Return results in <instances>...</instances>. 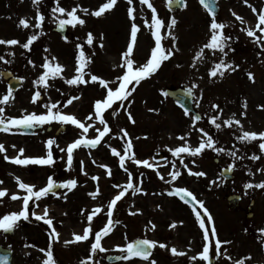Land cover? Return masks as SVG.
Listing matches in <instances>:
<instances>
[{"label": "rangeland", "instance_id": "obj_1", "mask_svg": "<svg viewBox=\"0 0 264 264\" xmlns=\"http://www.w3.org/2000/svg\"><path fill=\"white\" fill-rule=\"evenodd\" d=\"M261 1L249 0V4L254 7ZM76 2L81 8H88L89 13L85 14L78 9V13L81 14V18L86 20V23L76 27L68 25L71 28L68 30L67 40L53 31L58 24L51 14L54 0H41L39 8L45 15V21L42 25V34L33 42L31 50L24 49L20 45H0V56L5 58L0 60V71L10 70L23 82L22 89L13 94L14 98L9 101L8 111L12 117H21L26 112L43 113L46 111L45 104L57 101L60 102L58 107L62 111L75 114L82 121L93 112L94 101L106 94L99 83L78 86L66 83L67 79L76 74V56L79 51L76 47L77 44H82L86 56L91 57V63L85 72H91L109 80L122 74L123 69L114 68L113 65L121 63V54L126 50L130 40L132 21L127 13L129 8L127 0H120V13L114 8L102 17H92L90 14L98 7L90 9L88 4L91 3V0H77ZM152 2L157 9L158 16L165 20V24L172 17L177 19V25L173 32L178 38L179 51L175 52L168 61L163 62L161 68L151 78L142 81L137 86L136 92L130 97L133 101L130 111L135 119L134 124L128 119L127 113L123 109H120L118 115L113 117L111 112L118 108V103L113 105V109L105 112V119L112 129L105 136V141L96 150L82 148L74 155V164L71 169H68V174L69 179H77V187L73 193L67 192V199L55 196L61 201L55 202L57 208L52 214L53 216H50L57 226H61L59 231L62 234L59 233V238L50 240L49 229L42 225L44 222L36 220L32 215L33 221L21 219L18 226L15 227V235L12 239L4 237V231L0 230V243L11 248L15 263L25 261L27 264H43L46 255L40 249L47 250L49 243H52L53 255L57 264H81L82 260L87 264H108L105 262L107 255H123L117 246L123 247L138 239H151L156 240L158 244L153 249L149 260L132 257L120 264H150L152 259H155L157 264H208V261H203L198 256L204 242L202 229L199 228L193 210L181 206L176 199L168 197L169 190L185 187L191 192L194 191L197 199L205 202L214 222L216 221V230H219L220 240L231 242L222 244L220 256L215 255L214 246L210 249V258L214 259V264H235V261L247 257L250 258L245 259V264H264V233L259 231L264 229V189L253 187L244 192L245 184L255 185L264 181V170H261L264 169V152L259 149V140L251 143L237 141L235 137L242 134L238 126L233 125L229 128L223 124L224 120L235 113L236 118L241 120L244 130L264 131V108L260 107L264 105V62H262L264 61V49H261L253 42V38L248 37L241 30L244 27L254 28L257 14L248 10L251 7L244 4L243 0H218L220 15L217 20L229 25L224 31L233 37V51L229 52L226 59L234 61L240 67L235 72L227 71L223 78L210 77L209 70L213 66L214 60L219 61V53L213 56L211 51L206 49L204 60L197 61L195 68L191 66L195 53L210 37L211 18L200 7L198 0H187V7L176 13L167 9V0H152ZM60 4L70 10L75 6V1L60 0ZM132 7L136 10L134 13L135 23L141 26L133 58L137 63H143L154 46L152 30L144 23L145 20L150 23L151 9L142 5L140 0H133ZM233 11L242 16L247 23L241 24L236 20L232 15ZM59 15L57 13V16ZM35 16L36 7L32 0H0V38H15L23 44L30 35L41 33V29L38 28L25 29L23 26H18L19 19L28 18L30 23H34ZM90 25H100L99 32L103 28L104 33H107L102 50L98 48L96 39L91 46L86 42ZM166 32L167 28L165 27L162 29V35ZM96 33L98 34V31ZM257 35L261 34L257 32ZM162 44L171 47V38L162 40ZM45 57H48L49 60L56 57V62L64 66L61 76L49 79V87L46 91L42 85L35 83L39 75L45 71L41 67ZM29 60L34 62L35 67L28 63ZM248 71L254 73V82L249 80ZM86 79H88L87 76ZM193 84L198 85L192 90L194 91L195 106L203 117L202 122L195 125L192 124V116L185 115L164 94L168 88H177L182 85L191 88ZM5 85L6 83L0 78V91L3 93L7 91ZM37 90L41 91V97L33 103L31 98ZM74 95L80 96V99L73 101L67 108H63L67 99ZM245 100L247 101L246 109L243 108ZM212 104H218L223 112H214L211 108ZM149 109H158V111H149ZM242 112H246V115H241ZM217 114L220 115L218 123L222 125L219 130L209 120L210 116ZM47 125L52 127L51 134L43 135L42 132H38L34 137L26 139L20 138L13 128L6 134H11L14 138L9 142H2L5 145L6 154L9 157L16 156L18 150L23 148L25 149L24 156H45L46 141L49 139L47 137L55 139L56 143L53 147L60 151L61 148L66 149L70 142L79 138L82 132L75 125H62L58 121L45 124L44 128ZM62 126H65L66 131L57 136L56 133ZM96 127L102 128L103 126L97 121L94 127L89 129L88 138L97 135ZM201 127L208 131L214 140L218 141L216 146L223 147L225 152L216 153L211 149H205L196 157L184 154L185 163L194 172L203 171L206 173L203 177H196L188 174L187 169L180 165L179 158L173 157L168 149L180 146L183 142L178 137L189 132L191 135L187 137L188 142L193 147L198 146L201 133L197 129ZM121 129L126 130L129 137H123ZM137 137L139 139H136ZM128 138L133 140V150L137 158H147L153 162L151 158L155 157L154 163L160 167L148 169L135 165L131 160H126V167L133 173L134 184L142 187L144 191L133 195L129 190L125 197L117 202L113 220H119L120 223L116 224L113 231L102 239L101 243L106 251L98 250L92 254L91 243L94 241V232L99 231L106 224L107 205L120 190L114 185L125 184L128 180L127 173L119 167V159L112 154L111 148L114 147L122 152L123 145ZM228 150L236 151L237 156L241 159L234 161L233 157L227 155ZM159 154H164L168 160L160 164L158 162ZM253 154L261 158L250 159ZM4 155L5 153H0V176L3 177V184H0V188H7L9 191L8 195L0 198L2 199L0 217L12 211H19L21 199L11 200V193H19L21 197L25 193L18 188L15 177L18 176L24 182L34 185H37L36 182H38V167L13 164L10 160H5ZM58 159L64 162V155L58 154ZM93 160L96 163H93ZM172 160L176 161L181 176L171 184H166L159 178L157 171L166 180L170 179L168 173L173 170L170 163ZM193 160H195V164L192 163ZM215 160H218L219 164H215ZM81 161H83L84 170L88 173L87 176L81 172ZM3 163L6 164V167ZM100 164L107 165L112 171V176H108V169L99 167ZM233 164L235 179L227 182L222 179L220 169ZM249 169H251V173ZM33 171L34 174H32ZM40 172L42 175H47L46 169H42ZM61 172L65 171L61 170ZM141 172L144 173L143 177L139 175ZM93 175H98L99 181H93L91 179ZM97 184L100 194L93 199L89 193L96 189ZM66 191V189L61 191V195ZM231 194L242 196L241 207L244 212L228 210L226 198ZM252 199L255 200L256 207L253 210L254 219L251 221L247 219L246 214ZM51 202L54 203L52 200ZM97 206H101L103 210L93 218V234L90 235L88 241L74 242L73 233L82 234L88 224L87 213L93 211ZM82 209L85 210L84 214H81ZM137 209L140 211L137 212ZM131 212H136V214L132 215ZM150 221L156 225L155 229L151 227ZM173 221L177 222L175 228L170 227ZM181 221L183 223H180ZM206 226H208L207 221ZM64 227L69 230L65 232ZM46 236H49V240H46ZM66 241L70 243H65ZM159 243H164L167 247L161 248ZM172 247H176L185 255H173ZM90 255L92 259L88 260ZM193 256H197L195 261L191 259ZM229 256L231 259H228Z\"/></svg>", "mask_w": 264, "mask_h": 264}, {"label": "snow or ice", "instance_id": "obj_2", "mask_svg": "<svg viewBox=\"0 0 264 264\" xmlns=\"http://www.w3.org/2000/svg\"><path fill=\"white\" fill-rule=\"evenodd\" d=\"M243 2L244 4L252 8L253 13L257 14V21L255 23L254 28L244 27L241 30L244 31L248 37L253 38V42L259 45L261 49H264V9H261L258 12L255 7L249 4V0H243ZM32 3L36 7V16L34 18L35 22L30 23L28 18H21L19 19L18 26H23L25 29L29 27L38 28L41 29V33L30 35L27 38V41L23 44H21V42L15 38H0V45H20L24 49H28L29 51L31 50L33 42L38 39V36L40 34H42V25L45 21V15L41 13L39 8L41 0H32ZM117 3L118 0H105V2L98 7V9L92 11L90 14L95 17H101L106 12H110L111 10H113ZM127 3L129 5L127 13L130 20L132 21L130 27V40L127 43L126 50H124L121 54V63L118 65H113L114 68L118 67L123 69L121 75L116 76L113 80H109L103 78L100 75L92 74L91 72H85V69L91 63V57L86 56L84 46L82 44L76 45L77 49L79 50L78 55L76 56V74L71 78L67 79L66 83L68 85L76 86L81 84L86 85L89 83H99V86L105 90L106 94L102 98H98L94 101L93 112L90 113L84 121H82L81 119L77 118L75 114L66 113L62 111L58 107L60 102L57 101L54 103L45 104L44 107L46 111L40 114H37L36 112H26V114L21 117H6L4 116L5 108L3 106H0V131L7 133L12 131L13 128H33L38 125L42 126L45 124H50L53 121H58L62 125L71 124L77 126L79 129L82 130L79 138L69 143L66 149H60L61 152L66 151V166L68 169H71L73 166L74 150L80 148L81 146L94 149L101 143L104 137L112 131V129L109 127L108 121L105 119V112L109 109H113V105L118 103V108L114 109L111 112V115L113 117L118 115L120 109H123L127 113L128 119L133 124L135 123V119L133 118V115L130 111L131 105L133 103L130 97H132L133 94L136 92L137 86H139L141 82L145 79L151 78L161 68L163 62L168 61L170 58H172L174 56V53L179 51V48L177 47L178 38L173 32V29L177 25V19L175 17H172L170 21L165 24V20L161 19L158 16L157 9L156 7H154L152 0H140V3L142 5H146L148 9H151V21L149 23L148 20H145L144 23L152 30L151 35L154 38V46L151 48L150 55L147 57V59L143 63H137V61L133 58V55L134 48L137 45L138 32L140 31L141 26L135 23L136 17L134 13L136 10L134 7H132L133 0H127ZM167 3L169 6H171L173 3H177L179 5H182L183 7H187V0H167ZM199 3L208 11L211 16L209 25L210 37L208 41L204 43L195 53L191 66L195 68L197 61L204 60L206 55V49L210 50L213 56L219 53V61H213V66L209 70V76H219L223 78L227 71L235 72L240 67V65L235 64L234 61L226 59L229 56V52L233 51V37L230 34H226V32L224 31L227 27H229V25L223 21H218L216 18V8L218 7L216 0H199ZM78 9L79 11L85 14L89 13L88 8H81L80 5H76L69 10L61 6L60 0H54V6L51 8V14L53 17H55V20L58 23V27L60 29H64L66 25H71L73 27H76L77 25L82 26L86 23V20L81 18V16L77 14ZM57 13H59L60 15L57 16ZM232 15L235 17L236 20L240 21L241 24L247 23L244 18L238 15L235 11L232 12ZM165 27L167 28V32L166 34L162 35V29ZM257 32H259L261 35H257ZM168 37H170L172 40L171 47H166L164 44H162V40L167 39ZM64 39L67 40L68 38L65 36ZM94 39L95 37L93 33L88 32L86 42L89 46L93 44ZM103 39L104 37L101 33L100 47H103ZM257 55L259 56L260 53L258 52ZM4 59V56H0V60ZM28 63L32 64L33 67H35V64L32 60H29ZM41 67L45 71H43L42 74L39 75L35 83L42 85L44 87V90L46 91L49 87V79H55L56 77L61 76L64 70V66L56 62V57H52L51 60H49L48 57H45L44 63L41 65ZM86 76L88 77V79H86ZM247 76L249 80L254 82L255 78L253 72L248 71ZM196 87H198V85L193 84L191 88L187 89V91L191 93L192 89ZM40 97L41 91H35L34 95L31 98L32 102H37ZM11 98H14L13 89L9 87L7 93L3 95L2 98H0V105L7 104ZM79 99L80 96L78 95L71 96L67 99L66 103L63 105V108H67L73 103V101ZM180 106L181 108H183L184 114L188 115L189 109L184 107L183 104H181ZM260 107L264 108V105H261ZM211 108L214 112H223V109L220 108L218 104H212ZM243 108H247L246 100L243 104ZM149 111H158V109H149ZM241 115H246V112H242ZM201 119L202 117L200 115H194L192 118V124L195 125L196 122L200 121ZM209 120L210 123L214 125L217 130L221 129L222 125L221 123H218V121L220 120L219 114L210 116ZM97 121L103 127H96L95 132L97 133V135L92 138H88L87 134L89 132V129L93 128ZM223 124L228 126L229 128L233 125L238 126L242 134L235 137L237 141L251 143L252 141L259 140V149L261 152H264V131L257 132L244 130L241 120L239 118H236L235 113H233L228 119L224 120ZM197 131L201 133L198 146L193 147L188 142L187 137L191 135V133L189 132L178 137L183 142L180 146H177L175 148H169L168 151L172 153L173 157L179 158L180 165H182L184 169H187L188 174L194 175L196 177H203L206 175L205 172H194L192 168H190L189 165L185 163L184 154H187L191 157H196L200 155L205 149H211L216 153L225 152V149L223 147H217L216 145L218 141L214 140L213 136L210 135L209 132L206 131L204 128L201 127L197 129ZM121 132H123V137H129V133L126 130L121 129ZM136 139H139V137H137ZM55 143L56 141L53 138H49L46 141L47 152L45 156H24L23 154L25 152V149L20 148L16 156L9 157L6 154L5 145L2 143H0V153H5L4 159L10 160L16 165H53L55 161L53 158L52 147ZM13 147H15V145H13ZM133 148L134 144L131 138H128L124 143L122 152L118 151L114 147L111 148L112 154L118 157L119 159V167L122 168L125 173H127L128 180L125 184L114 185V187L120 190L115 194V196L109 201L107 205L108 219L106 224L99 231L94 232V241L91 243L92 254H95L98 250L101 252L106 251V249L103 248L101 241L105 236L109 235V233L113 231V228L116 224L120 223L119 220H113V211L117 206V202L120 201L123 197H125L129 190L132 191L133 195L144 191L142 187L138 186L137 184H134L133 173L129 171L128 167H126V160H131L134 162L135 165L143 166L148 169H158L160 167V165L154 163L155 157L151 158V161L153 162H150V159L147 158H137ZM227 155L233 157L234 161L236 159H241V157L237 156L236 151L233 150H228ZM260 158L261 157L257 156L256 154H253L250 157V159L252 160H258ZM93 163H96V161L93 160ZM170 163L173 169L168 173L170 179L166 180L165 177L161 175L159 171H157V175L159 176V178L166 184H171L173 181H176L181 176V171L177 167L176 161L172 160ZM192 163L195 164V160H193ZM233 166L234 164L229 166L227 170L231 171ZM99 167L108 169L107 175L112 176V171L107 165L100 164ZM81 172H83L86 176L88 175V173L84 170L83 161H81ZM249 172L251 173V169H249ZM139 175L143 177L144 173L141 172ZM15 179L18 183V188L23 190L25 194L21 197L19 193H11V200L15 201L17 199H22V208L19 211H12L0 217V230H3L4 232L12 231L15 227L18 226V223L21 221V219H23L24 221H27L29 219V202L33 201V198H35L36 201H39L41 198L47 197L51 193L54 196L60 197L62 199H67V192H71L72 190H74L78 184V181L75 178L58 182L53 179L52 176H49L47 179L46 186L37 188L36 185L26 183L18 176L15 177ZM91 179L93 181H99L100 178L98 175H93L91 176ZM0 184H3L2 180H0ZM253 187L264 189V181H261L255 185H253L252 183L245 184L246 189H251ZM59 189H66L67 191L61 195V193L58 191ZM8 191L9 190L7 188H0V198H4L6 195H8ZM99 194L100 188L97 184L96 189L90 192L89 196L95 199ZM168 194L173 196H179L181 200H184L186 203L191 202L193 205L192 210L195 214V218L198 221L199 228L203 230L202 239L204 243L202 246V251L198 253L199 258L203 261H210V249L213 248V246L215 255L220 256L222 244H230L231 242L221 241L218 238L217 230L214 226L213 216L209 212L208 208L205 206V202L197 199L196 196L185 187H176L173 191H170ZM186 198H191V200L189 201ZM0 203H2V199H0ZM197 205L200 209L203 210V213L197 210ZM102 210L103 209L101 206H97L94 208L93 211L87 213L86 218L88 224L83 229L82 234L73 233L74 242H82L89 240L90 235H92L94 231L92 224L93 218L96 217L99 213H101ZM81 211L82 214H84L85 210L82 209ZM139 211L140 210L137 209V212ZM49 212V208L45 206L42 213H37L33 210L31 212V215L34 216L36 220L43 221L46 225H48L51 230L49 233L50 240H56L59 237V233L53 226V219L50 217ZM130 214L135 215L136 212H131ZM206 221L208 222V226H206ZM149 223L151 224V227L155 229L156 225L151 221ZM176 223L177 222L173 221L172 224H170V227L175 228ZM180 223L183 222L181 221ZM259 231L261 233H264V229H260ZM210 236L214 238V240L210 239ZM65 243L70 242L66 241ZM157 244L158 242L156 240L138 239L131 243H127L123 247L117 246L118 248H120V251L123 253V255L116 256L115 259L129 260L132 257H142L144 260L147 261L151 256V250L154 249ZM159 247L166 248L167 245L164 243H159ZM40 251L42 253H45L46 255V258L43 260V264H57V260L54 258L53 255L52 243H49L47 250L41 248ZM171 253L173 255H185L184 252L178 251L176 247L171 248ZM248 258L250 257L239 259L235 261V264H245V259ZM87 259L91 260L92 256L90 255ZM191 259L195 261L197 259V256H193L191 257ZM228 259H231V257L229 256ZM7 260V256H0V262H2V264H7ZM81 264H87V262L82 260ZM150 264H157V261L155 259H152L150 260Z\"/></svg>", "mask_w": 264, "mask_h": 264}, {"label": "flooded vegetation", "instance_id": "obj_3", "mask_svg": "<svg viewBox=\"0 0 264 264\" xmlns=\"http://www.w3.org/2000/svg\"><path fill=\"white\" fill-rule=\"evenodd\" d=\"M74 1H75V6H76L77 5V2H76L77 0H74ZM104 2H105V0H91V3H89L88 6H89L90 9H94L97 6L99 7ZM98 7L96 9H98ZM254 7L258 10V12H259V10L264 9V0H262L260 2V4H257ZM114 8H116L119 11V13H120V0H118V3H117V5ZM248 10H252V8H250ZM77 14L78 15H81L79 13H77ZM106 14H107V12L104 15H106ZM104 15H102V16H104ZM89 27H90V31L89 32H92L94 34L95 39L98 41V43H97L98 48L100 50H102L103 47H100V43H101V41H100V35H101V33L103 34V37H104L103 41H104L105 39H107V33H104V29L103 28L101 29V32H99L100 25H90ZM97 31H98V34L96 33ZM6 93H7V91H5L4 93L2 91H0V98H2L3 95H5ZM0 106H3L5 108V114H4V116H6V117H9V116L12 117V114L8 111V109H9V102L7 104L0 105ZM4 133L5 132H1L0 135L1 134H4ZM42 134L44 135L46 133H42ZM47 134H51V131L50 132H47ZM18 136H20V138H23V139H26L27 138V137H24L22 135H18ZM12 138H14V136H12L11 134L1 135L0 136V143H2V142H9ZM52 151H53V155H58V154L64 155V153H61L60 151H58L57 148H54L53 147L52 148ZM74 154H75V152L73 153V155ZM4 166L6 167V164H4ZM42 169H46L47 170V175L46 176L40 174L41 173L40 171ZM61 170L62 171H65V172H61ZM37 172H38L37 173V175H38V182H36V184L37 185H41L39 187L46 186L47 179H48L49 176H52L53 179H55L58 182H62V181H65V180L69 179L68 168L66 166V163L65 162H61L60 159H57L56 163H54L53 165H41V166H39ZM32 174H34V171L32 172ZM0 179L3 181V177L0 176ZM80 183H82V182H80ZM39 187L37 186V188H39ZM63 190H65V189H59L58 191L60 192V191H63ZM73 191H75V190H72L70 193H73ZM51 200L54 201V203L51 202ZM59 201H61L60 198H56L53 194L50 193L47 196V198L46 197H43V198H41L39 200L38 207L44 208L45 206H47L49 208V210H50L49 215L51 216V214H54L55 209L57 208L55 202H59ZM35 202L36 201L34 200V198H33V201H30L29 202V209L31 211L37 209V207L35 205ZM70 217L75 218L76 216H70ZM64 228H65L64 229L65 232L69 230L66 227H64ZM46 240H49L47 236H46ZM20 263L27 264L24 261H20Z\"/></svg>", "mask_w": 264, "mask_h": 264}, {"label": "water", "instance_id": "obj_4", "mask_svg": "<svg viewBox=\"0 0 264 264\" xmlns=\"http://www.w3.org/2000/svg\"><path fill=\"white\" fill-rule=\"evenodd\" d=\"M168 7L172 10V11H177L183 8L182 5H179L177 3H173L171 6L168 5ZM216 13H218V9L216 8ZM56 31L60 32L61 34L64 35V29H60L59 27H57ZM3 77L9 81V85L10 87L13 89V91H16L20 88L21 86V81L18 78H14L12 76L11 73L6 72L3 73ZM168 94V96L172 99H174L179 105L183 104L184 107L188 108L189 111L194 112L193 110V96L192 93H189L186 89L182 88V89H177V90H172V91H167L166 92ZM197 115V114H195ZM24 133L26 134H33V132L36 130L34 127L33 128H20ZM222 175L223 177H225L226 179H232V170L228 171L227 169L222 170ZM240 198L238 197H231L228 199L229 204L231 205L232 209H235V207L237 206L238 202H239ZM0 256H7L8 260H7V264H11L10 263V253L7 251H4L0 248ZM116 256H110L107 258L108 262L110 263H116L119 262L120 260H116L115 259ZM0 264H2V262H0Z\"/></svg>", "mask_w": 264, "mask_h": 264}]
</instances>
